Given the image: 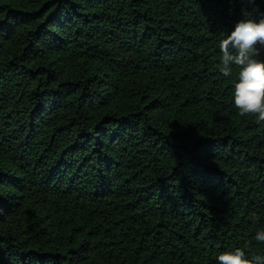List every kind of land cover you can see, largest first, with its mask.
Masks as SVG:
<instances>
[{
  "label": "trees",
  "instance_id": "16d2710c",
  "mask_svg": "<svg viewBox=\"0 0 264 264\" xmlns=\"http://www.w3.org/2000/svg\"><path fill=\"white\" fill-rule=\"evenodd\" d=\"M264 0H0V264L264 255V122L219 42Z\"/></svg>",
  "mask_w": 264,
  "mask_h": 264
},
{
  "label": "clouds",
  "instance_id": "9594fccd",
  "mask_svg": "<svg viewBox=\"0 0 264 264\" xmlns=\"http://www.w3.org/2000/svg\"><path fill=\"white\" fill-rule=\"evenodd\" d=\"M221 71L225 77L238 69L231 89L233 106L239 115L253 114L264 122V11L258 8L235 23L233 30L219 42ZM253 240L264 244V229ZM215 264H264V255L250 254L246 247H236L214 257Z\"/></svg>",
  "mask_w": 264,
  "mask_h": 264
}]
</instances>
